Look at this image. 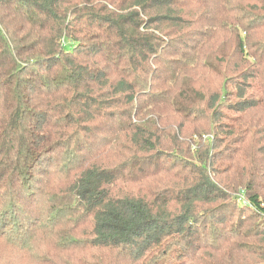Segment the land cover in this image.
<instances>
[{
	"label": "trees",
	"instance_id": "obj_1",
	"mask_svg": "<svg viewBox=\"0 0 264 264\" xmlns=\"http://www.w3.org/2000/svg\"><path fill=\"white\" fill-rule=\"evenodd\" d=\"M263 114L264 0H0V264L209 250L193 239L208 206L264 214V187L247 185L264 159L246 147ZM45 168L65 178L47 201ZM234 231L220 264L263 255L258 231Z\"/></svg>",
	"mask_w": 264,
	"mask_h": 264
},
{
	"label": "rangeland",
	"instance_id": "obj_2",
	"mask_svg": "<svg viewBox=\"0 0 264 264\" xmlns=\"http://www.w3.org/2000/svg\"><path fill=\"white\" fill-rule=\"evenodd\" d=\"M222 72V73H221ZM221 78L219 79L221 82L220 84L224 83L223 79L225 77V75L223 74V70H221ZM230 82H227V91L230 92L232 91V88L230 87ZM225 115H227V118L230 119L231 121H234V119L236 118H241L242 116H239V114H236L235 112H225ZM249 121H252V119L248 118ZM253 122V121H252ZM231 122L228 123V125H230ZM254 124V123H253ZM257 126H259V129L264 128V114L261 116L260 121H257L256 123ZM246 127V126H245ZM259 137V135H257V138ZM197 140V139H194ZM253 141V139H252ZM251 142V141H250ZM256 150L258 151L256 153V158L261 161L262 159H264V153H263V149H264V140L263 141H259L257 143L255 142H251L248 143L246 145L248 152H251L252 147H254ZM197 148H199V150H201V145L200 147L197 146H192V150L195 151ZM232 149H238L237 146L235 147H231ZM223 149H225L224 147V143L221 142L217 144L216 148L214 151H212V153H218L219 151L221 152ZM244 153V150H243ZM230 154V152H229ZM232 154V152H231ZM236 154L241 155L239 152H236ZM233 156H235V154H232ZM251 157V154H249ZM259 166L260 168H253L254 166H250L247 168V171L249 173L248 175V182L247 185L250 187H253V185H259V187H264V162H260ZM260 170V171H259ZM46 171V172H45ZM48 170L43 169L42 172L40 174L37 175V177L35 178V185L38 184V189H41L42 191V199L44 198L45 201H47L48 199H50V197L52 196H62L61 192L64 189V185H65V178L58 174H55L53 172V169L49 170V173L46 175ZM45 172V173H44ZM177 179H175L174 177L171 176H164L162 178V182H164V186L166 184H169L170 182H176ZM60 189H62L60 191ZM258 188H255L252 191H258ZM250 191V192H252ZM259 192L261 193V190H259ZM253 193V192H252ZM260 195H263L262 193ZM234 197V195H233ZM236 198L240 199V195H236ZM262 197V196H261ZM262 199L264 200V198L262 197ZM241 201L243 202L241 209H243V211H239L237 214H233V212L231 211L232 207L231 203L234 204V202H232V200H229L227 202H217L215 204H212L208 207H213V209H215L216 211L213 213L215 214V216L211 217V218H207L206 219V225L207 228L204 229V227L202 226L203 224H199L197 225L196 228V233L194 236V240L196 242V244L198 243L199 245L205 246L206 244H208V249L205 250H200L197 252H191V251H187L188 254H185V251L187 248L185 247H181L183 249H181L183 251V256L179 258V256H176V254L174 255V257H169L167 258V260H171L174 264H220L221 262L223 263L224 261L229 259L228 256V252L231 248V243H235L238 241V239H236V236H234V234H230V233H225V231L228 229L230 230H235L234 232H236L237 226L240 225L241 223L243 225H246V228L248 229H254L256 231H258L259 235L264 238V214L263 215H258L257 212L252 211V214H249L247 211L244 212L245 207L247 204V201L245 199H241ZM39 204V203H38ZM61 204V202H60ZM41 212H45V203H43L41 205ZM250 211V210H249ZM255 212V213H254ZM224 218L227 220H230L227 225H226V229L223 230L221 232V236H220V228L222 224H219V218ZM34 219V218H33ZM46 223V222H45ZM258 223V224H257ZM40 224H44V222L42 221ZM257 224V225H254ZM39 225V224H38ZM225 225V224H224ZM211 226L216 227L217 229H219V231H217L215 233V235L213 236L212 234V230H211ZM236 234V233H235ZM259 237V238H261ZM257 238V240L259 239ZM225 239V240H224ZM193 240V241H194ZM245 242V241H243ZM258 245V244H256ZM262 247H264V241L261 244ZM224 247V249H223ZM43 249H46V247H41ZM189 249V248H188ZM187 249V250H188ZM260 252L258 250V248L256 247L255 250L253 252ZM179 254V253H178ZM177 254V255H178ZM188 255L191 256V259L188 258ZM55 256V255H54ZM153 259V258H152ZM152 259L148 260V261H144L146 264H152ZM156 259H154L153 261H155ZM160 260V259H157ZM62 261V260H60ZM166 261V260H165ZM230 262H236L238 264H253V262H255L254 264H264V252L263 255L261 256V252L260 255H256V254H247L246 256L244 254H236V257L234 258L233 261ZM21 264H23V262H21ZM56 264V263H55Z\"/></svg>",
	"mask_w": 264,
	"mask_h": 264
}]
</instances>
